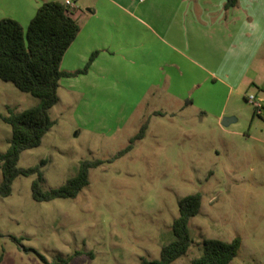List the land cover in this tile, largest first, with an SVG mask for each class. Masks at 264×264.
<instances>
[{
    "label": "rangeland",
    "instance_id": "1",
    "mask_svg": "<svg viewBox=\"0 0 264 264\" xmlns=\"http://www.w3.org/2000/svg\"><path fill=\"white\" fill-rule=\"evenodd\" d=\"M248 2L264 17V0ZM197 65L193 75L172 81L169 92L153 87L142 99L129 74L86 97L59 90L49 110L52 127L39 147L20 154L17 166L39 167L42 189L50 191L74 177L80 161L104 163L89 170L88 185L73 199L36 202L30 186L37 175L15 178L10 194L0 198V264L157 260L173 240L178 201L193 193L201 195V206L188 222L192 244L171 264L199 257L205 240L234 238L241 246L229 264H264V33L249 64L252 74L226 79L218 66ZM250 96L261 103L259 113ZM37 103L0 81L1 116ZM144 124L143 138L113 159ZM9 141L10 127L0 119V154Z\"/></svg>",
    "mask_w": 264,
    "mask_h": 264
},
{
    "label": "crops",
    "instance_id": "2",
    "mask_svg": "<svg viewBox=\"0 0 264 264\" xmlns=\"http://www.w3.org/2000/svg\"><path fill=\"white\" fill-rule=\"evenodd\" d=\"M64 1L0 0V19L15 20L26 29L42 3ZM248 1L237 0L225 10V0H72L70 12L79 32L60 68L80 70L96 56L86 74L62 79L57 94L62 89L86 97L88 90L103 89L109 79L129 74L142 89V99L153 87L169 92L172 81L185 72L193 75L194 67L200 70L199 61L218 66L226 79L252 74L249 64L262 42L264 17ZM206 72L210 77L214 73Z\"/></svg>",
    "mask_w": 264,
    "mask_h": 264
},
{
    "label": "trees",
    "instance_id": "3",
    "mask_svg": "<svg viewBox=\"0 0 264 264\" xmlns=\"http://www.w3.org/2000/svg\"><path fill=\"white\" fill-rule=\"evenodd\" d=\"M236 2L237 0H225L223 7L225 10L233 8ZM78 32L79 26L71 12L58 2L42 3L26 29L15 20L0 19V81L10 83L18 91L38 100L37 105L21 112L8 109V116L0 115L1 121L10 127L8 148L0 154V198L10 194L15 178L36 174L37 177L30 186L31 198L34 201L73 199L88 185L89 170L104 163L99 160L80 161L77 174L59 188L50 191L42 189V173L39 167L22 169L17 166L20 154L39 147L44 135L52 127L49 110L58 102L60 81L86 74L96 56V53H93L80 70L66 72L60 68L62 57ZM146 128L147 124L142 125L139 132L129 140L127 147L113 159L123 156L135 141L142 139ZM200 206L199 193L180 199L178 215L171 224L173 240L160 249L157 260L142 258L139 264H171L185 255L192 244L188 222L198 215ZM12 240L19 244L18 239ZM240 246L239 238L230 242L205 240L202 243L201 255L189 264H229L236 257ZM80 255L79 252L75 253V256ZM69 261L70 259L55 258L52 264H68ZM43 262L47 264L45 260Z\"/></svg>",
    "mask_w": 264,
    "mask_h": 264
},
{
    "label": "built area",
    "instance_id": "4",
    "mask_svg": "<svg viewBox=\"0 0 264 264\" xmlns=\"http://www.w3.org/2000/svg\"><path fill=\"white\" fill-rule=\"evenodd\" d=\"M63 6L68 10L71 11L74 9V4L70 0H65ZM247 102L252 104L256 109V112L259 113L262 110V105L258 101L255 100L254 97L250 96L247 98Z\"/></svg>",
    "mask_w": 264,
    "mask_h": 264
},
{
    "label": "water",
    "instance_id": "5",
    "mask_svg": "<svg viewBox=\"0 0 264 264\" xmlns=\"http://www.w3.org/2000/svg\"><path fill=\"white\" fill-rule=\"evenodd\" d=\"M229 123H230V119H226V118H224V119L222 120L221 125H222V126H227Z\"/></svg>",
    "mask_w": 264,
    "mask_h": 264
}]
</instances>
